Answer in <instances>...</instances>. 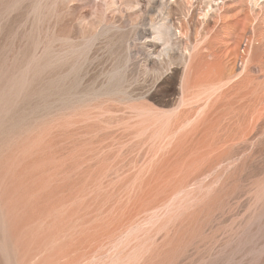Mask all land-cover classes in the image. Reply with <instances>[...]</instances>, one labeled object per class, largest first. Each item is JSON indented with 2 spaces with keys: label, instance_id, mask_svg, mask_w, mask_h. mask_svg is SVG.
<instances>
[{
  "label": "rangeland",
  "instance_id": "374dc122",
  "mask_svg": "<svg viewBox=\"0 0 264 264\" xmlns=\"http://www.w3.org/2000/svg\"><path fill=\"white\" fill-rule=\"evenodd\" d=\"M219 2L0 0V264H264V74L185 81L254 52Z\"/></svg>",
  "mask_w": 264,
  "mask_h": 264
},
{
  "label": "bare ground",
  "instance_id": "6f19581e",
  "mask_svg": "<svg viewBox=\"0 0 264 264\" xmlns=\"http://www.w3.org/2000/svg\"><path fill=\"white\" fill-rule=\"evenodd\" d=\"M228 1L229 0H222V2H219L221 3V14L219 17L220 20L224 21V26L222 27L221 31L223 30L229 35L230 29H237V49L239 47V43L246 39L250 42V49L252 48V50H250L251 53L253 51L254 52L252 54L249 52V56L244 62L243 69L239 73L237 63L241 61L242 58L245 59L246 57H243L237 50L234 52L232 50L233 53L231 52V61H229L227 58L223 59L224 55L220 56L215 47V43L217 41L216 33L212 32L210 27H205V29L200 33L199 30L196 29L194 33L196 36H199L200 34L201 40L197 44L195 52L192 51L189 53L191 64L186 75L185 81H187V84L190 81L191 74L196 75L195 81L197 83H208L214 86L221 85V83H223L225 80H232L236 75V71L237 86L248 83V81L253 77L252 68L254 67L258 68L259 72L264 74L263 52L261 57H256V55H258V51H261L264 46L263 32L259 28L260 23H255L253 10H251L247 0H237V14L232 18L226 16L228 11L231 10L229 4H227ZM227 21L229 23H227ZM164 29L166 31L161 29L159 30V37L161 39L166 37L165 44L168 46V50L172 51L174 49L172 45V35L170 34V28L165 26ZM178 34L179 36H182V31H179ZM209 56L213 57L212 61H206ZM220 87L223 86L221 85Z\"/></svg>",
  "mask_w": 264,
  "mask_h": 264
}]
</instances>
